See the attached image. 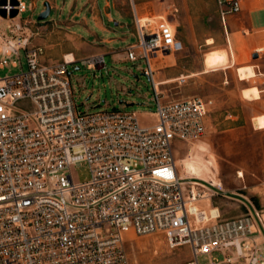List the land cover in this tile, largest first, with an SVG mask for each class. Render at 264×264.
I'll return each mask as SVG.
<instances>
[{
	"label": "built area",
	"instance_id": "1",
	"mask_svg": "<svg viewBox=\"0 0 264 264\" xmlns=\"http://www.w3.org/2000/svg\"><path fill=\"white\" fill-rule=\"evenodd\" d=\"M249 1L259 0H216L224 24ZM1 8L13 20L27 6L7 0ZM134 19L136 41L126 52L146 63L149 123L130 110L80 111L68 70L75 62L44 64L45 49L33 44L37 33L26 32L31 18L8 23L10 37L0 31V68L20 51L28 62L27 71L0 77V264H130L128 234L158 233L170 250H189L181 264L204 257L210 264H264V178L258 208L232 219L198 217L196 204L217 188L180 175L176 144L209 133L215 100L166 99L153 61L183 43L163 18L143 26L136 11ZM104 62L97 55L82 61L90 69ZM82 163L91 172L83 183L74 176Z\"/></svg>",
	"mask_w": 264,
	"mask_h": 264
},
{
	"label": "rangeland",
	"instance_id": "2",
	"mask_svg": "<svg viewBox=\"0 0 264 264\" xmlns=\"http://www.w3.org/2000/svg\"><path fill=\"white\" fill-rule=\"evenodd\" d=\"M6 1H0V31L6 37H10L7 31L10 22L31 18L41 23L39 16L44 4L34 13L27 11L10 20L6 10L1 8ZM106 1L100 0V3ZM17 2L12 0L13 4ZM122 7L131 17L119 19L123 26L117 27L114 37L129 36L132 26L136 32L137 11L142 24L147 21L155 24L160 18L170 22L177 39L183 43V50L174 54L160 53L153 61L156 82L166 99L202 96L215 100L209 133L200 141L176 144V159L183 178L199 181L196 176L205 174L220 187L206 192L196 204L198 208L219 209L222 219L236 218L258 208L264 178V129H258L254 119L264 115V76L240 81L239 68L256 65L264 72V49L260 53L258 50L264 43H252L261 32L245 24L241 13L230 16L224 24L216 0H127ZM16 14L17 11H13L11 17ZM254 16L264 25V8L254 12ZM61 17L66 18L67 12L60 16L59 10H52L50 19ZM211 39L213 43L209 44ZM135 41V37L129 40L130 43ZM124 46V42L118 41L115 44L118 51L105 57L102 68L98 65L90 69L82 62L68 65L74 100L80 111L130 110L137 112L143 123L152 122L154 117L149 116V112L154 110L153 85L144 72L146 63L143 60L132 62L127 52L122 51ZM14 61L20 66L14 67ZM27 70L25 51H20L19 59L12 57L7 67L0 68V77ZM253 86L263 91L260 99L245 97V88ZM74 176L77 182L89 181V165L76 166ZM124 247L130 264H181L190 259L186 248L170 250L165 236L160 233L128 234ZM200 264H210V258H201Z\"/></svg>",
	"mask_w": 264,
	"mask_h": 264
},
{
	"label": "crops",
	"instance_id": "3",
	"mask_svg": "<svg viewBox=\"0 0 264 264\" xmlns=\"http://www.w3.org/2000/svg\"><path fill=\"white\" fill-rule=\"evenodd\" d=\"M26 6V12L34 13L39 6L47 3L52 10H59L60 16L67 12V17L62 19H48L41 23L33 21L26 32L37 33L33 38V44L45 49V55L42 57L43 63L47 65L61 64L67 56L73 55L74 62H82L85 59L115 54L118 50L115 44L118 41L125 43L122 51L126 52L130 38L134 37L136 32L132 26L128 34L121 38L114 37L117 27L123 26L119 20L131 17L130 13L122 6L127 0H107L101 4L100 0H20ZM264 8V0L249 1L244 5L241 15L245 24L253 31H260L261 35L253 38V44L264 43V25L256 19L254 12ZM45 10L43 8L42 12ZM134 23V19H133ZM115 24V27H114ZM227 24V22H226ZM264 49V47H263ZM262 50H260L261 52ZM68 60V59H67ZM233 64V63H232ZM231 64V65H232ZM229 65V66H231ZM228 67V66H225ZM256 68L259 70L257 71ZM240 81H249L258 76H264V72L258 66L246 65L239 68ZM239 77V76H238ZM243 89L245 97L250 100L261 98L262 90L257 87H248ZM242 91V93H243ZM149 116L154 115L149 112ZM264 115L254 119L255 126L258 129H264Z\"/></svg>",
	"mask_w": 264,
	"mask_h": 264
},
{
	"label": "bare ground",
	"instance_id": "4",
	"mask_svg": "<svg viewBox=\"0 0 264 264\" xmlns=\"http://www.w3.org/2000/svg\"><path fill=\"white\" fill-rule=\"evenodd\" d=\"M141 23H142V19H141ZM144 26V24H142ZM213 43V40H209V44ZM263 48L261 49H258L259 51L262 50ZM67 59L68 61H73L74 60V56L73 55H69L67 56ZM157 87L159 88L158 84H157ZM196 178L201 181H194L193 178L191 177H187L186 176V179H192V181L194 182L195 185L197 186H204L206 183L210 184V186H213L214 188H220L219 186H217L214 182H211V180L207 177V175L203 174V175H199V176H196ZM207 203H211V200L208 199L207 200ZM208 208V207H206ZM205 209H199L198 211V217L203 220L202 218H207V219H216L219 215H220V212H219V209H216V208H211L210 210H206Z\"/></svg>",
	"mask_w": 264,
	"mask_h": 264
},
{
	"label": "water",
	"instance_id": "5",
	"mask_svg": "<svg viewBox=\"0 0 264 264\" xmlns=\"http://www.w3.org/2000/svg\"><path fill=\"white\" fill-rule=\"evenodd\" d=\"M51 13H52V8H51L50 4L47 3V4L45 5V10H44L43 12L40 13L39 20H40L41 22H43V21H44V22L47 21V20L50 18ZM254 57L258 58V54H255Z\"/></svg>",
	"mask_w": 264,
	"mask_h": 264
}]
</instances>
